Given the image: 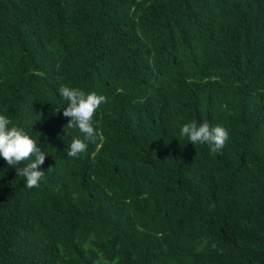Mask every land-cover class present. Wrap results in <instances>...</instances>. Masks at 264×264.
Wrapping results in <instances>:
<instances>
[{
    "label": "trees",
    "instance_id": "16d2710c",
    "mask_svg": "<svg viewBox=\"0 0 264 264\" xmlns=\"http://www.w3.org/2000/svg\"><path fill=\"white\" fill-rule=\"evenodd\" d=\"M62 85L108 101L80 158ZM0 115L48 154L0 156V264H264V0H0Z\"/></svg>",
    "mask_w": 264,
    "mask_h": 264
},
{
    "label": "clouds",
    "instance_id": "9594fccd",
    "mask_svg": "<svg viewBox=\"0 0 264 264\" xmlns=\"http://www.w3.org/2000/svg\"><path fill=\"white\" fill-rule=\"evenodd\" d=\"M59 95L68 102L63 112L70 118L66 128L78 129L81 134L72 136L67 156L80 158L87 153L89 144L96 143L98 139L95 115L108 102L107 97L65 85L59 88ZM180 135L193 145L207 144L211 155L220 153L230 139V131L225 127L212 126L208 122L197 124L196 121L184 124ZM47 155L27 131L14 125L8 116L0 115V156L16 169L17 176L25 178L28 189L39 188L45 179L46 172L41 170V166ZM21 164L25 166L19 167Z\"/></svg>",
    "mask_w": 264,
    "mask_h": 264
}]
</instances>
